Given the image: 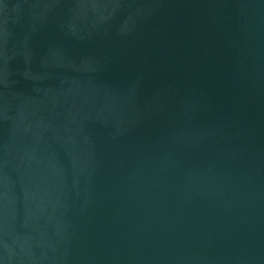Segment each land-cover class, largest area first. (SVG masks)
<instances>
[{"label":"water","instance_id":"1","mask_svg":"<svg viewBox=\"0 0 264 264\" xmlns=\"http://www.w3.org/2000/svg\"><path fill=\"white\" fill-rule=\"evenodd\" d=\"M0 264H264V0H0Z\"/></svg>","mask_w":264,"mask_h":264}]
</instances>
